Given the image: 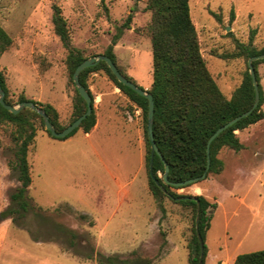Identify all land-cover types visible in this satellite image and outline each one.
Returning a JSON list of instances; mask_svg holds the SVG:
<instances>
[{"label":"rangeland","instance_id":"1","mask_svg":"<svg viewBox=\"0 0 264 264\" xmlns=\"http://www.w3.org/2000/svg\"><path fill=\"white\" fill-rule=\"evenodd\" d=\"M147 2L0 0V26L14 42L0 55V72L15 106L23 95L53 105L62 127L72 121L75 92L67 51L54 30V4L67 20L73 46L87 58L104 54L119 35L113 48L118 67L150 89L152 45L150 37L139 31L152 17ZM189 5L208 68L230 98L243 80L248 60H225L220 55L235 51L236 42L252 40L257 49L264 48V0H189ZM129 14L132 21L126 28ZM258 71L264 93V62ZM88 84L94 103L114 86L104 72L90 75ZM98 112L99 126L89 137L79 130L65 140L51 137L45 125L33 119L38 131L28 155L29 194L35 205L47 211L38 213L41 216L27 214L24 223L34 233L11 218L0 222V241L24 250L13 264H36L34 258L97 264L98 253L128 258L133 251L152 257L154 264H188L193 209L166 198L163 212L151 194L141 110L119 91L115 105L105 101ZM14 130L12 124H0V213L10 206V195L19 185L18 172L8 167L15 148ZM236 133L244 149H222V172L195 184L198 193L203 189L199 195L217 203L205 241V264L220 260L234 264L239 254L264 250V119ZM140 162L143 174L137 176ZM190 187L177 192L193 195ZM80 214L88 219L82 220ZM33 234L43 246L33 243ZM61 250L72 255L64 256Z\"/></svg>","mask_w":264,"mask_h":264},{"label":"trees","instance_id":"2","mask_svg":"<svg viewBox=\"0 0 264 264\" xmlns=\"http://www.w3.org/2000/svg\"><path fill=\"white\" fill-rule=\"evenodd\" d=\"M147 10L152 13L151 20L145 28L139 31L146 33L151 40L153 82L147 91L154 98V139L169 164L168 180L170 184L165 183L163 180L164 163L159 155H154L153 170L152 172L150 170L151 143L147 131L148 99L120 83L104 61L86 68L80 74L81 84L92 97V114L77 129L60 140L74 136L79 130L87 134L94 129L97 123V114L88 78L95 73H106L114 85L142 112L148 186L160 209L166 212L164 205L166 198L175 203L191 206L193 209L192 237L187 246L188 264H199L201 248L197 229L205 242L212 219L211 211L217 208V203L210 202L203 195L179 194L177 190L190 187L193 184L175 187L174 183L197 178L205 173L208 161L207 147L210 137L222 125L252 107L255 100V88L249 66H247L243 74V80L234 90L232 96L228 98L222 92L202 54L198 33L191 17L189 0H148ZM52 21L55 33L67 51L66 65L75 92L71 124L87 110V103L75 86L73 74L77 66L88 58L81 50L73 46L67 20L62 13V9L57 4L53 5ZM131 21L132 14H129L125 23L126 28H129ZM119 39V35L114 36L111 45L103 54L110 57L116 65V56L113 48ZM12 46V37L0 26V55L10 50ZM260 54H264V48L257 49L253 45L252 40H250L249 43L236 42L235 51L222 54L220 57L225 60L236 58L249 60V58ZM263 62L264 59L253 62L259 83V104L249 116L224 130L212 141L210 144L211 165L207 177L212 173L219 174L222 172L223 161L219 158L222 149L229 148L234 151L244 149V145L236 132L242 131L264 119V93L258 71V65ZM118 69L124 74L119 67ZM125 76L136 83L129 76ZM0 81L5 91V101L15 106L2 72H0ZM24 101H32L37 107L44 109L57 131H62L65 128L59 123V112L53 105L29 100L22 95L19 102ZM34 118H38L42 126H44L42 116L36 111L24 108L19 113L14 114L0 104V124L8 123L15 127L12 135L15 148L13 150V158L8 161V167L18 172L17 180L19 182L18 187L10 195V206L0 213V222L11 218L21 228L27 229L32 233H34V230L31 226L24 223L27 214L33 212V215L41 216L38 213L47 211L41 206L35 205L33 198L29 194V188L32 185V172L28 155L38 131L33 121ZM47 132L51 136L50 132ZM160 185L163 186L165 192ZM180 197L188 198L177 200ZM193 198L198 199L199 203ZM198 207L199 222L197 227L196 216ZM79 218L86 220L88 216L80 214ZM90 224L92 226L93 222L90 221ZM33 238L35 241H42L35 234H33ZM46 240L51 239L48 238ZM206 256L207 247L205 245L203 264H205ZM88 258L94 259L91 256H88ZM95 260L97 264H154L152 257L136 251H133V254L128 258H122L120 255L98 253ZM234 264H264V250L239 254L236 256Z\"/></svg>","mask_w":264,"mask_h":264},{"label":"water","instance_id":"3","mask_svg":"<svg viewBox=\"0 0 264 264\" xmlns=\"http://www.w3.org/2000/svg\"><path fill=\"white\" fill-rule=\"evenodd\" d=\"M264 59V54H260L257 56H253L251 58H249L248 60V66H249V71H250V75L252 77V81L254 84V88H255V100L254 103L252 105V107L242 113L241 115L235 117L234 119H232L231 121H229L228 123L222 125L219 129H217L213 135L210 137L209 141H208V147H207V154H208V161H207V170L205 171V173L197 178H192V179H188L179 183H174L175 187H182V186H186V185H192V184H196L202 180H204L207 177L210 165H211V158H210V144L212 143V141L218 136L220 135L224 130H226L227 128L231 127L232 125H234L235 123H237L238 121H240L241 119L249 116L258 106L259 101H260V92H259V83L257 81L256 78V73H255V68L253 66V62L256 60H262ZM100 61H104L108 64L109 68L112 70V72L114 73V75L116 76V78L118 79V81L120 83H122L123 85L131 88L132 90H134L136 93H138L141 96H145L148 101H149V107H148V137L151 143V163H150V170L152 172L153 170V157L155 154L159 155L160 158L162 159L163 163H164V174H163V180L165 183L170 184V181L168 180V173H169V164L168 162L165 160L164 156L162 155L160 149L158 148L155 139H154V133H153V122H154V98L153 95L151 93H149L146 89L140 87L139 85H137L136 83H134L133 81H131L130 79H128L124 74H122L117 65L113 62V60L108 57L107 55H98V56H94V57H90L86 60H84L82 63H80L74 74H73V81L75 83V86L79 92V94L85 99L86 103H87V110L85 113H83L80 117H78L76 120H74L71 124H69L68 126H66L62 131H57L56 127L54 126V124L52 123L50 117L48 116V114L46 113V111L40 107H37V105L32 102V101H24V102H20L18 104V106H13L8 104L5 101V91L2 88L1 85V81H0V104L8 111L17 114L19 113L22 109L24 108H30L34 111H36L38 114H40L43 118L44 121V125L47 131L50 132L51 136L57 139H62L67 137L70 133H72L75 129H77L82 122L89 116L92 114L93 111V106H92V97L89 94L88 90L81 84L80 82V74L83 70H85L86 68H89L91 66L97 65ZM158 183V182H157ZM161 189L165 192V189L163 188L162 185H160ZM188 197H180L177 198V200H182V199H187ZM197 203H199L198 199L193 198ZM198 222H199V207H198V212H197V216H196V225L198 227ZM198 238H199V242H200V248H201V254H200V259H199V264H203V259H204V247H205V242L201 236V234L199 233L198 229Z\"/></svg>","mask_w":264,"mask_h":264},{"label":"crops","instance_id":"4","mask_svg":"<svg viewBox=\"0 0 264 264\" xmlns=\"http://www.w3.org/2000/svg\"><path fill=\"white\" fill-rule=\"evenodd\" d=\"M14 43V42H13ZM12 48V47H11ZM146 87V86H144ZM120 89L118 87H116L115 85L113 86V88H111L108 92H102L99 94L98 99L96 100V103H94V107L96 108V112H97V123L94 127V129L92 131H94L95 129L98 128L99 126V109L101 107V104L103 102H108L111 106L115 105V100L116 98H118V93H119ZM101 100V101H100ZM91 135L90 133L85 134V137H89ZM71 138V137H70ZM143 174V166L140 162L139 165V170L137 172V176ZM134 179V178H133ZM197 186L195 184H193L190 188H189V192H191L193 194V196H198L199 194H201L200 192H203V189H200V192L198 193L196 191ZM203 196H207V195H203ZM35 245L37 246H43V242L42 241H34L33 242ZM17 246L15 244H11L9 245V243H6V241L1 240L0 241V264H13V260L19 259L20 255L24 254V250H20L17 251ZM61 254L64 256H71L72 254L69 253L66 250H61ZM28 256H30L28 254ZM207 257V256H206ZM28 259H32L33 257H27ZM34 262H36V264H57V261L55 260L54 262L51 261H45L42 262L40 258H34L32 259ZM40 262H37V261ZM206 261V259H205ZM218 264H225V262L223 260H220L218 262Z\"/></svg>","mask_w":264,"mask_h":264}]
</instances>
